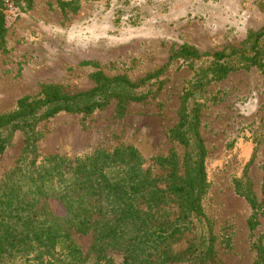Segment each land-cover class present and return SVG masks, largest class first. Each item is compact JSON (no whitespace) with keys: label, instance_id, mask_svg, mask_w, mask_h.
Masks as SVG:
<instances>
[{"label":"rangeland","instance_id":"rangeland-1","mask_svg":"<svg viewBox=\"0 0 264 264\" xmlns=\"http://www.w3.org/2000/svg\"><path fill=\"white\" fill-rule=\"evenodd\" d=\"M2 13L0 115L12 112L19 99L38 98L44 85L71 95L89 91L95 72L136 83L167 70L141 101L118 105L110 99L89 114L60 112L35 124L27 148L23 133L15 131L0 155V181L32 158L35 165L48 156L75 162L131 150L144 181V190L136 193L142 196L139 215L146 214V227L154 225L151 242H158V228L169 234L186 224L166 241L169 254L178 258L196 235L167 191L184 180L186 152L168 131L178 122L194 72L172 57L184 46L200 55L245 52L251 35L264 29V0H3ZM190 105L197 110L205 152L199 210L213 238L212 262L264 264V65L203 83ZM147 196L162 198L155 205ZM47 202L53 214L63 213L56 201ZM129 236L123 232L106 247L107 264H125L119 255L131 243ZM93 238L92 232L71 233L82 254Z\"/></svg>","mask_w":264,"mask_h":264},{"label":"trees","instance_id":"trees-1","mask_svg":"<svg viewBox=\"0 0 264 264\" xmlns=\"http://www.w3.org/2000/svg\"><path fill=\"white\" fill-rule=\"evenodd\" d=\"M2 11L3 0H0V46L5 29ZM263 40L264 29L251 35L245 52L230 49L200 55L184 46L172 57L173 62L179 60L194 72L178 122L168 131L170 139L182 144L186 152L184 180L181 184H171L167 191L174 195L169 197L179 202L181 218L187 220L188 229L192 228L196 235L194 243L182 255L172 257L166 241L178 227L187 229L185 223L175 225L169 234L158 228V242H151L152 233L148 231L154 225L145 226L146 214L141 212L144 217L139 215L137 202L142 196H136L144 190L138 170L139 158L125 149L113 156L98 153L75 162L57 156H48L37 165L34 158L27 163L18 162L0 181V264H24L23 261L107 264L111 258L105 255L106 247L123 232L130 235L128 240L131 242L123 244L119 255L125 264H214L213 238L199 210L205 152L198 133L197 110L190 104L203 83L220 80L237 69L262 67ZM166 71L163 69L136 83L122 76L106 77L95 72L89 76L93 83L89 91L71 95L62 93L56 86H42L38 98L19 99L12 112L0 115V155L12 133L21 131L27 148L35 139L32 131L35 124L60 112L89 114L105 107L110 99H115L118 105L145 99ZM116 160L115 165L109 166ZM170 168V175L175 176V166ZM147 198L158 205L162 196ZM49 199L56 201L63 213L53 214L49 210ZM246 201L252 206L251 198L247 197ZM253 225L254 222L248 220L247 227L251 229ZM138 228L143 229L140 232ZM72 232L80 235L92 232L94 238L88 252L82 254L79 251L71 239Z\"/></svg>","mask_w":264,"mask_h":264}]
</instances>
